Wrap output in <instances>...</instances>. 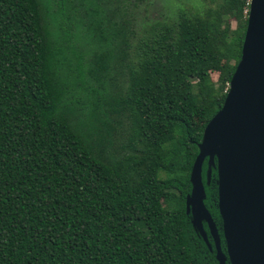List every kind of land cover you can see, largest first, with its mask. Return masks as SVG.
Masks as SVG:
<instances>
[{
    "label": "trees",
    "instance_id": "obj_1",
    "mask_svg": "<svg viewBox=\"0 0 264 264\" xmlns=\"http://www.w3.org/2000/svg\"><path fill=\"white\" fill-rule=\"evenodd\" d=\"M73 1L58 30L43 0H0V264H218L185 198L249 0L179 11L136 43L124 7L104 18L89 1L83 22ZM206 164L203 207L224 253Z\"/></svg>",
    "mask_w": 264,
    "mask_h": 264
},
{
    "label": "water",
    "instance_id": "obj_2",
    "mask_svg": "<svg viewBox=\"0 0 264 264\" xmlns=\"http://www.w3.org/2000/svg\"><path fill=\"white\" fill-rule=\"evenodd\" d=\"M216 173L217 229L203 207L202 163ZM185 212L218 264H264V0H249L240 58L219 111L206 123L189 174ZM193 208L198 217L193 216Z\"/></svg>",
    "mask_w": 264,
    "mask_h": 264
},
{
    "label": "rangeland",
    "instance_id": "obj_3",
    "mask_svg": "<svg viewBox=\"0 0 264 264\" xmlns=\"http://www.w3.org/2000/svg\"><path fill=\"white\" fill-rule=\"evenodd\" d=\"M47 5L48 17L46 20L49 23V26L53 28V25L59 29H63L65 23H67L65 17L67 16L66 10L61 3V0H48V3L43 0ZM83 4L80 6L78 1L74 0V12H77L80 16V19L85 22L86 17L84 15V7L89 1L96 3L101 9V13L105 18V11L107 14L111 13L114 10V7L118 6L120 8L124 7V19L129 21L130 28L134 33L133 43H136L144 34H150L156 26L172 24L175 20L176 14L179 11L193 12L195 8H202L204 5L212 6L210 0H133L124 1L117 0V3H113V0H82ZM76 10V11H75ZM75 16L74 14H71ZM51 23V24H50ZM230 28H234L235 24L233 21L229 23ZM74 35L79 36V45L83 49L85 48L86 42L83 37V30H73ZM87 50V45L84 51ZM208 79L215 83L217 79V73L215 71H209L207 73ZM228 89V86H227ZM200 122H194V126H198ZM193 216L198 217L197 209L193 208Z\"/></svg>",
    "mask_w": 264,
    "mask_h": 264
}]
</instances>
